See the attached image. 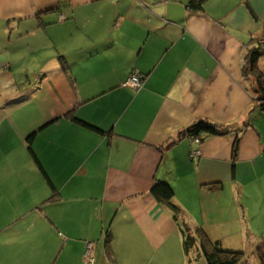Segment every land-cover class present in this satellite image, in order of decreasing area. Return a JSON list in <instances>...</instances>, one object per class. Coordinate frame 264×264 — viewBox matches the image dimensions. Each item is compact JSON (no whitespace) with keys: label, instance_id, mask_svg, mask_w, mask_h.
<instances>
[{"label":"crops","instance_id":"crops-1","mask_svg":"<svg viewBox=\"0 0 264 264\" xmlns=\"http://www.w3.org/2000/svg\"><path fill=\"white\" fill-rule=\"evenodd\" d=\"M190 4L0 0V264H86L89 247L93 264H207L157 182L210 239L263 238L264 111L244 66L264 0ZM201 120L230 133L182 137Z\"/></svg>","mask_w":264,"mask_h":264},{"label":"trees","instance_id":"trees-1","mask_svg":"<svg viewBox=\"0 0 264 264\" xmlns=\"http://www.w3.org/2000/svg\"><path fill=\"white\" fill-rule=\"evenodd\" d=\"M207 0H191L190 7L199 11ZM264 53V44L261 43L258 48L250 50L246 64L244 66L245 76L255 75V90L259 108L264 111V73L258 66V60ZM145 82V76L140 74ZM81 123V122H80ZM88 126V125H87ZM91 128L97 129L93 126ZM98 130V129H97ZM230 133V128L222 125L213 124L201 120L189 127L183 132L182 137L191 139H200L201 142L212 136H225ZM35 135L29 137V144L32 143ZM32 150V148H30ZM152 195L155 199L163 204L173 214L174 219L178 222L179 228L184 237V251L189 255L190 252H197V259L203 258L207 264H242L245 258L244 252L230 251L224 248L223 243L219 240H212L202 228L192 229L185 221L184 211L174 202V191L171 185L164 182H157L152 188ZM113 236L110 230L107 231L105 241V253L110 260H115L116 255L113 249ZM262 245L258 246V249ZM197 250V251H196Z\"/></svg>","mask_w":264,"mask_h":264},{"label":"rangeland","instance_id":"rangeland-1","mask_svg":"<svg viewBox=\"0 0 264 264\" xmlns=\"http://www.w3.org/2000/svg\"><path fill=\"white\" fill-rule=\"evenodd\" d=\"M248 77H251L256 82L255 75ZM262 237L263 238L260 240L244 239V241L237 242L239 243L238 245L236 241H227V243H224L223 246L225 249L230 251L244 252L245 258L243 259L242 264H264V234ZM259 245H262V247L258 249Z\"/></svg>","mask_w":264,"mask_h":264},{"label":"built area","instance_id":"built-area-1","mask_svg":"<svg viewBox=\"0 0 264 264\" xmlns=\"http://www.w3.org/2000/svg\"><path fill=\"white\" fill-rule=\"evenodd\" d=\"M144 81L143 77L140 74H135L131 76V78L124 84V87H129L134 89L135 91H140L144 87ZM194 142L199 145L201 144L200 139H194ZM199 155V152H193V155H191V158H195ZM91 247L88 248L87 254H86V264H93V259L91 258Z\"/></svg>","mask_w":264,"mask_h":264}]
</instances>
